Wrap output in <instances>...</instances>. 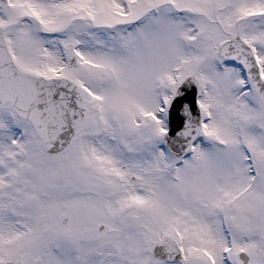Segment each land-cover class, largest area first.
<instances>
[{
    "label": "snow or ice",
    "instance_id": "obj_1",
    "mask_svg": "<svg viewBox=\"0 0 264 264\" xmlns=\"http://www.w3.org/2000/svg\"><path fill=\"white\" fill-rule=\"evenodd\" d=\"M0 264H264V0H0Z\"/></svg>",
    "mask_w": 264,
    "mask_h": 264
}]
</instances>
